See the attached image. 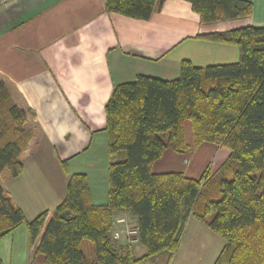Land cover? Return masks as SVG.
<instances>
[{
  "label": "trees",
  "instance_id": "trees-1",
  "mask_svg": "<svg viewBox=\"0 0 264 264\" xmlns=\"http://www.w3.org/2000/svg\"><path fill=\"white\" fill-rule=\"evenodd\" d=\"M164 1L106 0L105 8L146 20ZM185 1L201 24L252 12L249 0ZM197 37L236 46L238 60L201 67L183 59L175 79L137 75L114 87L105 105L107 203H92L86 174L70 175L35 247L45 264H143L162 253L169 264L191 216L224 240L213 264H264V25ZM5 97L0 83V172L8 169L16 177L33 133L23 129L25 111ZM187 120L191 144L185 141ZM203 142L229 151L213 173L205 169L199 178H189L178 171H152L165 149L184 154ZM121 211L137 222L144 249L139 257L111 237L114 214ZM47 214L26 221L0 187V240L26 224L33 243ZM84 240L93 244L91 260L81 248Z\"/></svg>",
  "mask_w": 264,
  "mask_h": 264
},
{
  "label": "crops",
  "instance_id": "crops-1",
  "mask_svg": "<svg viewBox=\"0 0 264 264\" xmlns=\"http://www.w3.org/2000/svg\"><path fill=\"white\" fill-rule=\"evenodd\" d=\"M249 1L252 12L248 17L201 24L185 0H165L146 20L108 12L106 0H0V83L6 101L10 98L25 111L23 129L33 133L20 154L22 172L12 177L8 169L2 170L0 187L26 221L48 213L33 243L26 224L0 240L2 264H45L35 247L52 215L50 210L65 196L70 175L86 174L92 203H107L105 105L114 87L137 75L175 79L183 59L201 67L236 62L239 53L234 45L197 35L263 26L264 0ZM204 144L199 146L205 151L215 150L206 168L213 173L229 151ZM64 160L65 167L61 165ZM201 167L198 157L185 158L167 148L151 169L196 178ZM191 218L169 264H185L196 255L209 257L215 251L218 254L224 244L203 222ZM113 220L111 232H122L117 241L122 250L135 257L143 255L138 241L128 245L123 234L125 224L136 220L128 211L115 213ZM166 254L143 264H166Z\"/></svg>",
  "mask_w": 264,
  "mask_h": 264
},
{
  "label": "rangeland",
  "instance_id": "rangeland-1",
  "mask_svg": "<svg viewBox=\"0 0 264 264\" xmlns=\"http://www.w3.org/2000/svg\"><path fill=\"white\" fill-rule=\"evenodd\" d=\"M236 47V46H235ZM237 50V48H236ZM9 100V99H8ZM5 115V114H4ZM6 117V115H5ZM185 123L187 125H184L185 126V134L187 136V138L185 137V141L188 143V144H191V125H190V122L187 120L185 121ZM163 137V134L161 135ZM205 144H211V145H214L216 146L214 143H211V142H203ZM204 144V145H205ZM215 154V150L212 149V150H206L205 151V148L203 146H199V147H196V148H191L190 151H188L187 153H184V156L185 158H188V157H195L197 158L198 157V161L200 163V165L202 166L201 168L197 169V175H196V178H199V176L203 173V171L208 167V165L210 164V159L212 158V156ZM211 166V165H210ZM199 174V175H198ZM2 180L0 179V182ZM32 188V187H31ZM51 212L53 211V209L50 210ZM191 217H194V216H191ZM190 217V218H191ZM189 218V219H190ZM188 219V220H189ZM192 219V218H191ZM188 222V221H187ZM209 231V230H207ZM183 235V234H182ZM213 235V234H212ZM217 237V239H219L220 241H223L224 240L219 237V236H215ZM213 246V244L211 245ZM81 248L86 256V258H88L89 260H91L94 255H93V244L87 240H84L82 242V245H81ZM139 248V245L137 247V249ZM216 248V247H215ZM217 251H215V253H211V255L209 257L205 256V255H196L194 256L190 261H188L187 263L185 264H212L213 261H214V258H215V254ZM175 254V253H174ZM167 257H166V260L165 262L167 263V260H168V254H166ZM174 259V255L172 256L170 262H172ZM178 259V258H177ZM182 259V258H181ZM184 260H188V259H184Z\"/></svg>",
  "mask_w": 264,
  "mask_h": 264
},
{
  "label": "built area",
  "instance_id": "built-area-1",
  "mask_svg": "<svg viewBox=\"0 0 264 264\" xmlns=\"http://www.w3.org/2000/svg\"><path fill=\"white\" fill-rule=\"evenodd\" d=\"M120 221H123V219H121ZM115 223L116 221L113 220L112 225H115ZM137 233H138L137 223L131 222V223L125 224V229L123 230L125 243L128 245L134 243L137 240ZM121 236H122L121 231H114L111 234L112 239L116 242L120 239Z\"/></svg>",
  "mask_w": 264,
  "mask_h": 264
}]
</instances>
